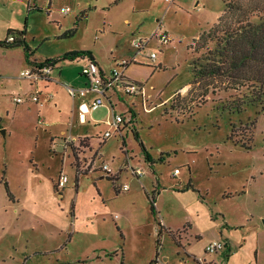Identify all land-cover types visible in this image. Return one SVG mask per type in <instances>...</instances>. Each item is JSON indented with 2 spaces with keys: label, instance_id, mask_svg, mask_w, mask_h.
I'll return each instance as SVG.
<instances>
[{
  "label": "rangeland",
  "instance_id": "rangeland-1",
  "mask_svg": "<svg viewBox=\"0 0 264 264\" xmlns=\"http://www.w3.org/2000/svg\"><path fill=\"white\" fill-rule=\"evenodd\" d=\"M25 1L0 0V36L27 25L26 41L39 43L40 55L51 48L92 50L106 74L117 65L125 78L143 84L144 94L110 96L113 112L127 124L123 141L117 133L106 139L103 158L89 137H69L81 128H74L78 122L74 129L67 126L72 117H49L52 131L67 129L69 135L60 141L63 149L53 153L47 135L40 130L36 138L27 118L6 123L11 134L0 132V264H146L156 249L177 264H196L183 250L202 254L203 246L214 241L224 244L223 249L206 255L217 264H264V109L257 115L250 106L229 112L226 105L248 90L217 77L192 82L189 69L204 51L198 45L202 31L237 25L245 16L258 22L264 0H226L232 5L226 9L224 0H75L76 5L56 0L48 14L30 0L29 22ZM65 1L76 14L60 12ZM90 5L94 8L88 9ZM83 9L86 18L71 37L61 39ZM159 29L168 42L151 38L145 47L156 58L138 54L131 40L148 39ZM23 53L0 47V68L7 78L0 79V94L12 102L20 92L17 67ZM121 61L126 65L121 67ZM109 112L106 105L98 106L87 120L101 122ZM0 115L3 121L6 117ZM104 129L99 123V132ZM136 133L146 155L155 159L153 168L141 154ZM122 147L132 158L119 183L129 188L115 197L114 183L106 178L115 173L101 179L98 173L104 161L111 170L121 165ZM76 167L84 171L77 173ZM137 167L143 170L140 176L130 173ZM175 167L181 171L176 178ZM61 173L68 178L64 189L51 180ZM74 174H87L77 188ZM143 186L149 194L156 188L158 220L150 213ZM158 221L166 231L159 233ZM114 250L116 256L106 255Z\"/></svg>",
  "mask_w": 264,
  "mask_h": 264
},
{
  "label": "crops",
  "instance_id": "crops-1",
  "mask_svg": "<svg viewBox=\"0 0 264 264\" xmlns=\"http://www.w3.org/2000/svg\"><path fill=\"white\" fill-rule=\"evenodd\" d=\"M23 1H25V0H22V2ZM34 1H35V6L40 7V10H46L47 9V11H48L47 14H48V13H51V11L49 12V9H51L53 4H55L56 0H34ZM72 1H73L72 2L73 5L77 4V2L75 0H72ZM23 4H24V2H23ZM29 4H30V0H26L25 1V5H26L25 12H26V19H28V22L30 19V15L33 12V9L29 6ZM63 6L70 7V11L67 13L61 12L62 14H69L73 10L74 11L72 12V15L76 14L75 9H73V6H71L69 3H66V1L60 7H63ZM90 8H94V6L90 5L88 9H90ZM81 12H85V17L79 20L78 17H79ZM133 12H134V10H133ZM85 18H86V10L83 9L75 16V19H78L77 25L75 26L74 22H73L71 28L75 27V31H76V27L79 25V21L84 20ZM126 21L128 22V24H130L129 23L130 21H128L127 19H126ZM26 26L24 27L22 38H23V41L25 42V44L27 45V47L29 49L27 56L25 55V57H24V53H23L24 50H22V48H23L22 45H17V46L0 45V47L3 49H17L18 51L20 50L21 54L23 53V59L19 62L18 67H17L18 71L20 70L19 74L22 70L34 67L35 65L45 61L46 59L59 58L62 54L69 52L67 50L65 51V49H53V48H51L50 50H47L46 52H44L43 55H40L37 52L39 49L38 48L39 43H35V45H33V44H30L26 41V32L28 30V27H26ZM133 26H134V28H136L138 25L135 22V23H133ZM71 28H69V29H71ZM69 29H66L65 32ZM8 30H11V29H7V31ZM15 30L18 32L21 31L20 29H15ZM7 31L5 33V36H0V41H4L6 39ZM204 31H206V30H204ZM65 32L62 34L61 39L71 37L74 34L73 33L72 35L67 36L65 34ZM44 40L45 39H42L40 42H43ZM87 52L90 53L91 58L98 64L100 70L104 74H106V71L105 72L103 71V69L104 70H106V69L102 68V65L97 60L93 51L89 50ZM138 54H140V53H138ZM134 55H136V54H134ZM88 59H89L88 56L76 57V58L71 59V60L70 59H61V58L58 59L57 61H55L53 63L51 73H50V78L47 80H39L37 82H32L31 80H29L27 78H21L19 76L21 79L19 78L20 80L17 81V88H18L17 90L20 91L21 93L20 92L17 93L16 97H18V96L22 97L23 96L24 100H23V102H20V103H17L16 101L12 102V100L10 99V97L8 95H6L5 93L0 94V114H3V116L5 115L4 117L7 118L8 114L10 112V117L8 118V120L5 118L2 121V117L0 115V132H2L4 136H6V135L9 136L11 134V130L9 129V125H7V124L10 123L12 125L14 119H16L18 121H22V120H25L27 118L30 122L32 130L33 129L35 130L36 138L38 137V131H40V130H42V132L45 133V135H47V137L49 138L50 151L53 153V152H55V150L60 149V147H61V149H63V144L60 141L62 140L63 137H66V136L68 137L69 135L67 134V129L61 131L60 133H57L56 131H52L51 128H53V125L51 124V122H49V117L56 115V117H59V118H67V121L72 117L69 120V122H67V126H69L68 124L70 123V128H73V125H74L73 122H78L79 126H75L74 128L77 130L80 127L81 128H80V131H77V133H75V135H70L69 137L72 139H76L79 136L89 137L90 145L93 147L96 146V150L100 151V154L102 155V158H103L104 151L102 150V148H103V145L105 144L106 140L101 142L100 139H101L103 132L108 129V126L105 123V120L109 117V115L107 116L106 119H104L101 122H96V121H93L90 119L87 120V115L91 112V110L85 114L83 120L79 116V104L81 102H86L89 104L94 98H96L98 96V94L91 91V90H87L84 93V95H82V96L76 95L73 98L69 95V93L67 92L66 87H65L66 84H68L74 88H83V87L88 86V79L84 75L81 74V68L86 63V61ZM132 61L136 62V59L133 58ZM71 65H73V66H71ZM5 77H6L5 71H3L0 68V79H4V80L7 79ZM4 80L3 81L1 80V81L4 82ZM4 87H5V82H4V85L2 86V88H4ZM181 87L176 89V91L173 94L178 93L181 90ZM36 91H38V96H39L38 102L31 101L28 98V96L32 95ZM108 92L111 94L108 95ZM143 93H144V89H143ZM112 95H119V93L116 92L115 90L107 91L105 93V97H103L104 101H106L105 103L110 102V96H112ZM16 97H13L12 99L15 100L14 98H16ZM66 99H67V101H66ZM128 113L131 116L130 117L131 122H133L134 113L131 112L130 110ZM39 117H41L43 119V122L41 124H39L37 122ZM99 123H102L105 125V129L103 132H99V130H98ZM126 124H127V121L124 117V122L121 123V125L119 126V130L114 132V133H117L120 135V138L122 141H123V136L125 133V130H123V127H125ZM133 131H135V130H133ZM54 148H55V150H54ZM120 150L123 153L124 160L117 169L112 170L113 173H115V181H114L115 189L113 188L115 197L121 195V191H119L116 187L120 186L121 183H119V181H120L121 175H122V173H124V171L126 172L128 170V166L131 165L130 161L132 158L131 156L128 155L127 151L126 152L124 151L125 149L123 147L120 148ZM161 153H163V152L161 151L160 154ZM141 154L143 156L142 152H141ZM71 156H72V154H71ZM152 160H153L152 164H150L147 161V163L149 164V166L151 168H153L154 164H155V159H152ZM124 168H126V169H124ZM96 172L98 173V171H94V173H96ZM153 172H154V169H152V173ZM57 173H59V171ZM130 173L132 174L131 169H130ZM87 174H82L78 178H76L75 174L73 175L74 184H75L76 188L79 185V179L83 176H86ZM180 174H181V171L179 169L178 175H180ZM98 175H99V179L106 177V175L103 172L98 173ZM57 176H58V174L57 175L55 174L51 180H53L54 178L57 180V178H58ZM177 176H173V177L176 178ZM106 178L108 179V181L111 182V180H109L108 177H106ZM55 183H56V181H55ZM52 185L54 186L53 182H52ZM64 186H63V189H64ZM128 188H129V186H128ZM143 188H145V187L143 186ZM151 188H153V187H151ZM155 190H156V188H153L150 192L153 193ZM144 193L149 194L148 190L146 188H145ZM156 193H158V192H156ZM114 217L119 218V216H117V215H114ZM230 227H233V226L230 225ZM183 228H185V226ZM167 229L169 230V228H167ZM119 231H121V230H119ZM196 236L198 238H200L201 235L197 234ZM208 244H209V242L203 246L202 254H198L196 251H193L192 254H190V253H188V251L186 249H184L183 251L185 252L187 257H192L194 260L200 259L206 263L217 264V260L213 256L208 257L206 255V254L210 253V252H205V247ZM225 244L227 245L228 250L229 249L231 250L230 241L226 239ZM222 246H224V244H222ZM222 249H223V247H222ZM214 252H216V251H214ZM117 253H118V250H114L111 252H107L106 255H109V256L115 255L116 256ZM123 257H124V252L121 251V258L123 259ZM100 261L102 262V260H100ZM146 264H177V263L175 260H170L168 258V256L164 257V255L160 251H158V249H156L155 252L153 251L146 258ZM196 264H198V263L196 262Z\"/></svg>",
  "mask_w": 264,
  "mask_h": 264
},
{
  "label": "trees",
  "instance_id": "trees-1",
  "mask_svg": "<svg viewBox=\"0 0 264 264\" xmlns=\"http://www.w3.org/2000/svg\"><path fill=\"white\" fill-rule=\"evenodd\" d=\"M223 2L225 9L230 6L226 3V0ZM84 17L85 12H81L78 19L80 20ZM78 19L74 21L75 26L78 23ZM74 31L75 27L67 30L65 34L70 36ZM10 34L15 35V40L8 43L5 39L0 41V45H22L27 56L29 49L23 41V31L8 30L6 35L9 36ZM198 37L200 41L198 44L199 49L203 48L204 51L200 52L199 56L190 62L191 81L198 82L204 78L217 77L223 78L227 82H232L233 88H244L248 90L249 94L243 93L242 96H236L234 100L226 105L228 111L241 112L242 109L250 106L256 109V115L261 113L264 109V16H260L258 22H252L245 16L237 25L231 26L230 24L224 28H212L209 31H202ZM209 43H212V46L208 47ZM82 56H88L89 60L94 61L89 52L77 51L66 52L59 58L46 59L41 63H52L53 65L60 58L71 60ZM255 119L256 117H253L250 120V126L253 125ZM135 136L143 155H146L145 148L142 142L138 140L137 133ZM145 160L150 164L153 163V160L148 155H146ZM109 180L114 183L115 178L109 177ZM146 196L150 212L154 219L158 220L154 195L151 193L146 194ZM158 223L160 227L159 233L166 231L161 222L158 221ZM168 233L171 239L177 242L176 236H174L175 232L168 230ZM195 261L200 264L198 260ZM203 264L214 263L204 262Z\"/></svg>",
  "mask_w": 264,
  "mask_h": 264
},
{
  "label": "built area",
  "instance_id": "built-area-1",
  "mask_svg": "<svg viewBox=\"0 0 264 264\" xmlns=\"http://www.w3.org/2000/svg\"><path fill=\"white\" fill-rule=\"evenodd\" d=\"M60 12L67 13L70 11V7L63 6L60 7ZM15 35L10 34L6 37V42L11 43L15 40ZM151 38H155L158 40L161 44L168 42V37L165 31L158 30L157 33H154L150 38L148 39H133L131 41V45L134 47L135 51L137 53H145V47L148 43V41ZM146 56L154 60L156 58V53L154 51L145 53ZM127 61H121V67L125 66ZM52 63H38L34 67L22 70L19 74L21 78H27L31 80L32 82H37L39 80H47L50 78V73L52 69ZM81 74L84 75L88 79V86L83 88H74L68 84L65 85L67 92L71 97H75L76 95L82 96L87 90H91L98 94L96 98H94L89 104L86 102H81L79 104V116L83 120L84 116L87 112L90 110L95 109L98 106L106 105L109 112V117L105 120V123L108 126V129L105 130L101 136V142L106 140L108 137H110L115 131L119 130V126L121 123L124 122V116L121 114H115L113 112V105L108 102L105 103L104 98L105 93L109 90H115L119 94H140L143 95V84L136 81H131L127 78H125L122 74V71L118 69V66L115 65L113 70L109 74H104L98 64L95 61L87 60L86 63L81 68ZM28 98L31 101L38 102L39 96L38 91L33 93L32 95L28 96ZM24 98L21 96H18L15 98V101L17 103L23 102ZM37 122L41 124L43 122V119L41 117L38 118ZM87 167V166H86ZM77 173H80L81 171H84V168L76 167ZM100 169L104 172L106 176H110V173H112V170L108 163L102 162L100 164ZM132 174L135 176H140L143 174V170L139 167L137 168H131ZM179 174V168L175 167L172 171L173 176H177ZM68 178L65 173L59 174L57 178V185L59 187H63L65 183L67 182ZM128 184H122L119 186V191L127 190ZM221 242H211L205 247V252H214L219 248H222ZM200 264H203V261L200 259H197Z\"/></svg>",
  "mask_w": 264,
  "mask_h": 264
},
{
  "label": "water",
  "instance_id": "water-1",
  "mask_svg": "<svg viewBox=\"0 0 264 264\" xmlns=\"http://www.w3.org/2000/svg\"><path fill=\"white\" fill-rule=\"evenodd\" d=\"M262 223H263V225H264V218H263V220H262Z\"/></svg>",
  "mask_w": 264,
  "mask_h": 264
}]
</instances>
